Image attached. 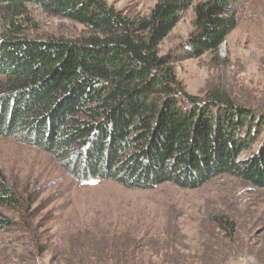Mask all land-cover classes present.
Segmentation results:
<instances>
[{
  "label": "trees",
  "instance_id": "16d2710c",
  "mask_svg": "<svg viewBox=\"0 0 264 264\" xmlns=\"http://www.w3.org/2000/svg\"><path fill=\"white\" fill-rule=\"evenodd\" d=\"M192 2L158 0L132 18L106 0H0V135L50 153L77 182L197 189L228 175L264 188V114L221 90L187 94L158 52ZM30 6L83 34L29 37ZM236 12V0L197 3L187 53L217 52ZM20 200L0 177V206Z\"/></svg>",
  "mask_w": 264,
  "mask_h": 264
},
{
  "label": "rangeland",
  "instance_id": "374dc122",
  "mask_svg": "<svg viewBox=\"0 0 264 264\" xmlns=\"http://www.w3.org/2000/svg\"><path fill=\"white\" fill-rule=\"evenodd\" d=\"M158 0H106L139 18ZM193 0L160 43L181 88L221 90L264 114V0H236L237 24L217 52L191 57ZM26 33L74 39L83 26L29 7ZM258 112V113H257ZM0 177L20 196L0 206V264H264V188L221 175L197 189L164 183L128 189L77 182L50 154L0 135Z\"/></svg>",
  "mask_w": 264,
  "mask_h": 264
},
{
  "label": "bare ground",
  "instance_id": "6f19581e",
  "mask_svg": "<svg viewBox=\"0 0 264 264\" xmlns=\"http://www.w3.org/2000/svg\"><path fill=\"white\" fill-rule=\"evenodd\" d=\"M201 100V99H200Z\"/></svg>",
  "mask_w": 264,
  "mask_h": 264
}]
</instances>
